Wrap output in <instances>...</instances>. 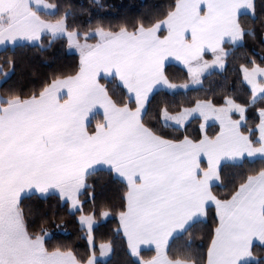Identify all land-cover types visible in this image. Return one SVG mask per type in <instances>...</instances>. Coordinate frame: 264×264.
Masks as SVG:
<instances>
[{"label":"snow or ice","instance_id":"1","mask_svg":"<svg viewBox=\"0 0 264 264\" xmlns=\"http://www.w3.org/2000/svg\"><path fill=\"white\" fill-rule=\"evenodd\" d=\"M93 7L95 22L92 7L0 0V83L22 62L18 47L63 42L80 56L72 71L0 94V264H105L114 243L98 252L95 229L117 206L97 201L100 174L125 186L117 233L130 264H264V0H174L116 23L103 19L113 5ZM83 15L87 27L75 23ZM173 60L183 83L167 71ZM230 65L248 99L227 83L211 98L189 96ZM69 217L84 253L51 243L52 225ZM198 227L206 246L192 239Z\"/></svg>","mask_w":264,"mask_h":264},{"label":"trees","instance_id":"2","mask_svg":"<svg viewBox=\"0 0 264 264\" xmlns=\"http://www.w3.org/2000/svg\"><path fill=\"white\" fill-rule=\"evenodd\" d=\"M48 3H71L77 7H92L93 11V22H95V5L96 0H46ZM100 3L105 5H113L114 7L109 8L104 14L103 19L105 22L116 23L124 18L127 14L129 16L140 15L143 12L155 11L151 6L158 4L161 7L158 9L160 12H163L165 8L172 3L174 0H100ZM132 5V7H130ZM90 17L87 15L77 16L75 23L82 24L87 27ZM246 20H251V16L245 17ZM72 23L73 21H69ZM249 52L255 51L259 53L261 48L258 44H254L251 40L248 41V47L246 49ZM15 55L22 60L21 63H18L16 68V74L8 81L7 84L0 83V94H3L4 91L8 88L15 87L22 84L25 88L29 85H38L40 80L45 76L51 75L53 72L58 69H67L68 71L74 70L80 60V56L77 53L72 54L68 52L63 42L57 43L54 48L50 51H41L37 48H24L18 47L15 50ZM245 51V49H241ZM13 52L12 49L8 50V55H11ZM5 53L0 51V63L3 62ZM259 59V57H257ZM167 71L169 75L174 77L175 82L183 83L185 79V70L182 65L171 63L167 66ZM33 72L36 75H33ZM108 83V81H104ZM227 83L230 94L237 97L239 100L248 99L250 96L249 86L242 81L241 75L236 71V65H230L227 68V71L220 72L217 71L213 73L212 76L208 77L204 81V88L200 89L197 87L196 90L189 93V96L192 98L197 97H208L211 92H216L218 89H221ZM117 93H122L124 90L119 87L118 81H113L110 85ZM162 97H157V102ZM171 99V97H169ZM183 96L176 97V99H183ZM219 99V95L216 96ZM249 123H258V116L256 115L255 109H250L249 111ZM95 121L93 122L94 127ZM216 128L210 130L215 132ZM97 191L96 197L97 201L109 202L112 205H116V211L113 212L112 216L106 220H103L99 223L98 227L95 229V243L97 246V251L99 252V245L102 243H114V252L111 253V256L105 261V264H130V258L125 254L123 248V239L117 233L119 225L118 217V206L122 202V197L126 191L125 186L122 181L113 180L105 174H100L96 178ZM103 184L104 187L101 188L100 185ZM217 192L223 193V188H217ZM30 202H35L34 198H31ZM51 205H55L56 200L52 198L49 202ZM91 205L86 204L85 210ZM69 223L63 224L62 227H56L52 225L51 230L55 233V239L51 241L52 244L56 243H66L73 242L75 243L77 250L80 253L87 251V243L83 239L84 232L81 229L80 225L72 220L71 217L68 218ZM212 225L210 224L209 227ZM206 232L207 230H201V228H196L193 230L192 239L195 241V246H206ZM201 237H204L202 240ZM183 241H180L182 243ZM154 253L146 251L144 253L145 257L153 255Z\"/></svg>","mask_w":264,"mask_h":264},{"label":"rangeland","instance_id":"3","mask_svg":"<svg viewBox=\"0 0 264 264\" xmlns=\"http://www.w3.org/2000/svg\"><path fill=\"white\" fill-rule=\"evenodd\" d=\"M48 3V2H47ZM172 63H176V64H180V65H182L179 61H175V60H173L172 61ZM183 66V65H182ZM103 221V220H102ZM102 244H107V243H102ZM111 256V253H110V255H109V257ZM109 257H107V258H103L105 261L109 258Z\"/></svg>","mask_w":264,"mask_h":264},{"label":"crops","instance_id":"4","mask_svg":"<svg viewBox=\"0 0 264 264\" xmlns=\"http://www.w3.org/2000/svg\"><path fill=\"white\" fill-rule=\"evenodd\" d=\"M1 51V50H0Z\"/></svg>","mask_w":264,"mask_h":264}]
</instances>
